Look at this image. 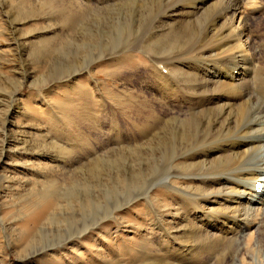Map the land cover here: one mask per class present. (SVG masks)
Returning a JSON list of instances; mask_svg holds the SVG:
<instances>
[{"label":"bare ground","instance_id":"6f19581e","mask_svg":"<svg viewBox=\"0 0 264 264\" xmlns=\"http://www.w3.org/2000/svg\"><path fill=\"white\" fill-rule=\"evenodd\" d=\"M45 1L40 5L31 0H4L6 5L4 8L8 10L6 13L11 20L10 23H13L10 28L11 35L13 36L14 32L19 35L15 42H23V45L16 42V46L25 48L29 60L31 59L29 62L33 72L27 74L29 80H33L32 84L46 86L54 77H62L66 73L69 75L66 77L69 81L64 86L67 88L69 98L61 104L62 113L64 112L62 117L68 124L77 120V114L72 115V113L77 112L75 102L79 99L74 101L72 98L78 95L82 88L79 85L81 72L84 70L88 75H92L91 67L84 66L88 56L96 54L100 41L101 49L106 42L105 39H112L116 33L113 29L110 30L107 24L101 27V32L99 31L98 34L89 27L88 35L85 33V22L95 23L97 13H127V15L128 13H161L156 28L145 43L141 40L138 41L139 43H128L129 38L123 44L121 53L112 56V59L117 61L124 59L126 55L133 56L140 49L150 55L147 56L151 57L153 68L154 93L148 95L140 91L134 95L131 88L126 87V94L121 104L117 106L114 101L111 103L113 110L120 107L122 116L126 115L128 119L123 130L119 129L118 123L114 120L113 147L110 154L108 153L117 161L119 159L123 161L125 159L127 163L131 161L132 164H127L125 171L111 172L106 183L99 175L93 183H90L85 176L83 182L81 176H77V180L74 181L66 177L60 181L58 176L61 174L57 170L60 166L56 163L49 166L43 164L42 160L72 158V151L64 150L63 156L54 157L51 153L39 150L43 146L35 144L37 138L34 135L18 140L24 146L22 148L24 154L30 156L33 152L36 154L34 157L41 161L35 165L36 168L32 167L34 162L32 165H25L29 167L33 178L21 184L28 187L31 193L37 192L40 187L39 192L53 194L67 181L72 187L74 186L72 189L68 186L71 191L66 188L69 191L64 195L65 200L63 199L66 206L60 205L58 210L50 215L49 222L51 224L55 222L60 210L64 213L65 210L71 211L72 217L84 218V215H80L83 210H87L89 214L96 213L98 212L96 209L103 206L105 213L112 216L115 210L130 204L122 202L130 199L133 191L142 187L148 177L152 176L151 173L161 166L163 179L156 181L152 177L154 180L149 181V184L155 183L152 187H163L175 196L173 217L181 216L187 222L186 231L182 232L189 234L188 242L194 243L192 253L197 252L200 246L208 245L213 238L224 240L228 244L241 239L248 246L253 239V228L261 222L264 207V67L261 63L258 65L256 61L258 51L248 27V19L250 14L264 11V0H187L179 3H175V0ZM49 13L64 14L60 20L49 19L51 23L42 29L34 27L27 28L28 31L23 30L30 20L34 18L37 19L35 21L42 20L44 16L48 17ZM211 15H213L212 21L200 35L199 24ZM121 20L119 18L120 22ZM78 22L81 24L80 33L71 41L72 43L69 42L75 48L71 64L61 62L59 58L58 64L55 63V58L52 59L54 60L52 64V55L64 56L62 53L64 47L74 30V25ZM3 24L5 25V22ZM119 27L122 28L123 33L125 25L122 26L120 23L117 31ZM3 34L5 35V32ZM103 52L104 50L101 54ZM66 57L70 61L69 56ZM45 65H47L46 73L38 76L39 70ZM17 75L20 77L18 73ZM10 81L20 87L23 86L19 79L14 82L10 79ZM2 91L6 95L13 94L11 90L1 89ZM47 96L45 93L37 96L40 97V106L50 107ZM21 110L22 108L18 106L19 114ZM28 112L25 109L21 116L24 117ZM63 125L67 124L63 122ZM46 147L48 146L45 145L43 148ZM36 149L37 151H34ZM98 155L99 153H94L93 157L99 158ZM134 159L140 165L146 163L145 166L137 165L134 168ZM8 180L10 178L0 176L1 182L6 183ZM82 187L89 191H84ZM152 187L148 186L147 197H144L149 204L152 202L151 192L155 189ZM160 193L162 197L168 195L164 191ZM75 204L78 205L77 210ZM151 211L152 214L147 212V222L150 227L157 228L160 242L165 244L170 231L156 225L155 221L161 224L160 215L156 208ZM94 219L96 222L97 216ZM145 246H150V243ZM149 253V250H146L142 254L149 256L151 254ZM195 255L189 256V262L195 258ZM152 264H156V260Z\"/></svg>","mask_w":264,"mask_h":264},{"label":"rangeland","instance_id":"374dc122","mask_svg":"<svg viewBox=\"0 0 264 264\" xmlns=\"http://www.w3.org/2000/svg\"><path fill=\"white\" fill-rule=\"evenodd\" d=\"M40 1L41 0H31V2L40 3V5L46 2L45 0H42L44 3ZM186 1L187 0H175L174 2L179 3ZM5 6L4 0H1L0 176L10 178V180L6 181V183L0 181V264H152L155 260L156 264H264V207L262 210L261 222L253 228V239L249 242L248 246L245 242L241 241V239H238L235 243L232 242V244H228V242L224 240L221 241L218 238H213L208 245L204 247L200 246L197 248V252L192 253L194 243L191 241L188 242L187 240L190 237L189 234L182 232L184 230L186 231L187 222H185L181 216L173 217L175 196L166 191L163 187H152L155 183L153 185L149 184L151 180L156 179V181H159L163 179L164 175H161L163 172L161 171V166H158V168L151 173L152 176H150L151 178L148 177L143 184L144 187L142 186L135 189L130 199L122 202L123 204L127 202L130 204L125 205V208L123 207L120 210H115L117 213L114 211L112 216L105 213L103 206L96 209L98 210L96 213L91 212L89 214L87 210H83V214L80 213V215H84V218L83 216L72 217L73 215H70L72 213L71 211L65 210L64 213V211L60 210V212H58L59 216L55 219V222L51 224L49 222L50 215L56 212L60 205L66 206L64 195L67 194L66 192L68 190L71 191L74 186L72 187V184H69L67 181V183H63V185L60 186V189H58L56 193H41L39 192L40 187L37 192L31 193L28 187L21 184L27 179L33 178V174L29 171V167H25V165H32L34 162V166L32 165V167L36 168L37 166L35 165H38L41 161H39L40 159H37L36 156L34 157L36 154L33 152H31L30 156L24 154L22 150L24 146L20 144L18 140H23L25 136L30 137L34 135V137L37 138L35 140L36 145L41 147H45V145L48 146L45 149L42 147L39 150L48 154L51 153L54 157L57 155L60 157L63 156L64 150L72 151V158L67 157V160L64 157V163H62L63 160L61 158L58 160L50 158L42 160L43 164L45 163L51 166L56 163L60 166L57 167L53 165L58 168L57 170L61 174V176H58L60 181L64 177L74 181L75 179L77 180V176H81L82 180L85 176L90 183H93L95 178L99 175L102 177L103 182L106 183L111 172L125 171L128 167L127 164H132L131 161L130 163L125 162V159L124 161L122 159L117 161L109 154L113 147L112 125L114 124V120L118 123L119 129L123 130L128 119L126 115L122 116L123 112L120 107L113 110L111 103L114 101L117 106L121 104L126 94V87L128 89L131 88L130 90H132L133 94H137L140 91L148 93V95L154 93L155 87L152 84L153 68L150 62L151 57H148L150 55L147 52L144 53L140 49H138L133 56L129 55L128 57V55H126L124 59L121 60H113L112 56L121 53L120 50L124 47L123 44L129 38L128 43L134 44L138 41H144L145 43L156 28L157 19H159L161 13H128V15L127 13H97V20L95 23L90 21L85 22V33L88 35L90 30H94L98 34L99 31L101 32V27L107 24H109L108 27L110 26V30L113 29L116 33L112 39H105L106 42L102 45V50L100 49V41L96 54L88 56L84 66L91 67L92 75H88L84 70L81 72V82L79 85L82 86V88L79 90L78 95L72 98L73 100L79 99V101L75 102L77 112L72 113V115L77 114V120L68 124L67 121H64V117H62L64 112L62 113L63 109L61 104L65 99L69 98V94L67 95V88L64 87L67 85V81H69L68 78V80L66 79L69 75L66 73V75H62V77H54L50 79V83L46 86H36L32 84L33 80H29L27 74V72H33V70H31V63L29 62L31 59L29 60L27 55L28 52L25 48H21L18 45L16 46L17 41L15 42V40L19 38V35L14 34V32L13 36L11 35L10 28L13 26V23H10L11 20H9L8 14L6 13L8 10L4 8ZM10 14L12 15V13ZM13 14L15 15L16 13ZM63 14L64 13H49L48 17L44 16L48 19L47 21L44 17L42 20L38 19L39 21H35L37 19L34 18L32 21H29L27 26L23 27V30L28 31L34 27L42 29L47 24L51 23L49 19L51 20V18H53L60 20ZM253 14H250L248 19V27L258 51L256 53L257 57H255L256 59L258 58L256 61L258 65L261 63L264 67V11ZM119 18L122 19V22L119 21ZM212 19L213 15L202 20L198 29L200 35L202 32H205ZM4 22L5 25L3 24ZM120 23L122 26L125 25V31L123 33L121 27L118 28V31L116 30ZM95 24L96 26L93 27L92 25ZM115 25L118 26L115 27ZM73 29V32H71L68 38V43L65 45L64 51L62 52L65 57H62L61 54L52 55V64H54L53 58L56 59L55 63L57 64L59 59L61 62H70L71 64L72 53L75 52V48L69 44V42L73 41L80 33L81 24L78 22L74 25ZM2 32H5L6 36ZM17 43L22 44L23 42ZM135 47L137 46H134V48ZM103 50L104 52L101 54ZM66 56H69L70 61ZM46 66L47 65L42 67V70H39L38 76L46 73ZM10 79H12L13 82L19 79L23 83V86L20 87L17 83H15V85ZM1 89L11 90L13 94L6 95L3 91L1 92ZM53 89L54 93H52ZM41 93H45L46 96L48 95L47 99H49V103L51 104L49 106L51 108L47 107V105L40 106V97L37 96ZM73 100L72 102L75 101ZM18 106L22 108L20 114L17 112ZM57 107H59L60 110L59 108L57 109ZM25 109L29 112L23 117L21 114ZM46 112L50 114L47 115ZM34 120H36V122ZM63 122L67 125L64 126ZM30 126H34L35 128L30 129ZM36 129H38V131H36ZM73 134L75 136H73ZM72 143L75 146H72ZM34 151H37V149ZM134 151L136 152L138 150ZM94 153H99V158H94ZM145 164L146 163L140 165V163H138V161L136 162L134 159L133 166L136 168L137 165L145 166ZM81 182H83V180ZM148 186H150V188H155L151 192L152 204L147 203L148 201H145L144 198L147 197L146 190L148 191ZM82 189L84 191L88 190L83 187ZM162 190L168 193L169 196L162 197L160 193L163 192ZM94 194L96 195L97 193ZM132 197L134 199H132ZM153 208L158 210L161 219V224H157L155 221L156 225L158 227L162 226V228L170 231V236H168L167 242L165 243L166 245L160 242L157 228L150 227L147 222V212L153 213V211H151ZM77 209L78 205L75 204V210ZM96 216L98 219L95 222L94 218ZM147 243H150V246H145ZM143 250H149L151 254L149 253V256H145L142 254L144 253ZM178 250L181 251L179 252ZM183 254L186 255L184 256ZM189 254H196L195 258L190 262L188 260ZM152 257L154 259H152ZM184 260L186 261L184 262Z\"/></svg>","mask_w":264,"mask_h":264}]
</instances>
